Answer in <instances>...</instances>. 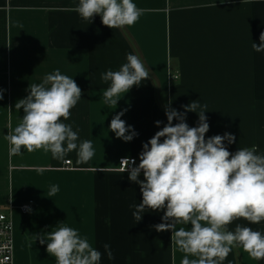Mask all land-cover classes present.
I'll return each instance as SVG.
<instances>
[{
  "label": "crops",
  "instance_id": "obj_1",
  "mask_svg": "<svg viewBox=\"0 0 264 264\" xmlns=\"http://www.w3.org/2000/svg\"><path fill=\"white\" fill-rule=\"evenodd\" d=\"M133 3L143 10L139 19L111 29L99 15L83 19L74 10L79 0H0V209L33 204L27 215L12 213L14 264H56L39 237L47 242V234L61 226L77 230L100 251L99 264H181L186 254L172 243L171 230L154 227L163 222L165 210L146 209L137 222L129 205L142 202L140 186L119 171L121 158L139 164L143 144L168 123L166 108L184 112L182 106L193 101L207 105L205 139L231 133L235 143L225 141L230 152L256 145L257 154L264 155V52L252 49L264 32V0ZM127 54L141 60L149 77L121 93L117 105H107L103 92L111 82H103L101 73L118 71ZM57 69L82 90L69 119L61 122L78 130V144L92 142L94 156L87 163L78 162L75 150L62 160L43 149L9 153L6 137L24 115L15 104L30 94L29 85ZM176 74L179 78L172 79ZM125 109L121 119L138 133L130 142L109 129ZM198 119L197 112L186 113L189 127H197ZM52 185L59 191L48 197ZM237 225L264 235V221L239 218L227 230L234 232ZM180 227L191 229L190 223ZM222 264H264V259L255 260L236 245Z\"/></svg>",
  "mask_w": 264,
  "mask_h": 264
},
{
  "label": "clouds",
  "instance_id": "obj_2",
  "mask_svg": "<svg viewBox=\"0 0 264 264\" xmlns=\"http://www.w3.org/2000/svg\"><path fill=\"white\" fill-rule=\"evenodd\" d=\"M74 10L85 20L92 21L99 15L102 24L111 29L133 25L143 12L133 0H79ZM259 40V44L252 43L257 53L264 52V32ZM126 59L127 63L118 71L101 73L103 82H111L103 92L107 105H117L121 93H127L149 77L136 55L127 54ZM29 88L30 94L15 104L17 110L23 109L24 115L14 132L6 137L11 145L10 155H18L22 149L28 152L43 149L50 151L53 159L62 160L75 150L79 163L89 162L94 156L92 142L84 140L78 144V130L73 131L72 125L61 122V118L69 119L71 109L82 97L74 79L57 69L46 75L42 83ZM182 107L184 112L165 109L168 123L143 144L138 165L133 158L121 160V171L128 172V179L140 186L142 194L141 203L129 205L135 209L134 219L141 221L146 209L165 210L163 222L154 227L158 232L171 230L172 243L186 254L181 264H222L236 245L242 246L253 259H264L261 232L240 225L234 232L227 230L239 218L253 224L264 221V155L257 154L256 145L230 152L225 141L229 145L235 143L236 137L231 133L205 139L209 131L207 105L193 101ZM125 111L111 119L109 129L117 138L130 142L138 133L121 119ZM188 111L198 113L197 127H189L185 122ZM174 119L179 121L175 125ZM155 123L159 126L161 121ZM141 174L143 180L139 179ZM58 191L59 186L52 185L48 197ZM189 223L190 230L176 228L177 224ZM39 240L42 245L47 243L46 251L55 257L56 264H99L102 257L71 227L61 226L48 233L47 242L43 237ZM104 249L108 258L114 259L110 245L105 244ZM187 254L197 259L190 261Z\"/></svg>",
  "mask_w": 264,
  "mask_h": 264
},
{
  "label": "built area",
  "instance_id": "obj_3",
  "mask_svg": "<svg viewBox=\"0 0 264 264\" xmlns=\"http://www.w3.org/2000/svg\"><path fill=\"white\" fill-rule=\"evenodd\" d=\"M178 78H179V74L172 76V79L177 80ZM121 160L122 158L119 160V171H121L122 168V165L120 164ZM70 164H71L70 161L66 162V165H70ZM32 205H33L32 203H28L21 205L16 209L17 211H20L22 214L27 215L32 210ZM16 209L13 208V206L11 205L8 206L7 211H2L0 209V264H14L15 244H14V224L12 220V213H14V210Z\"/></svg>",
  "mask_w": 264,
  "mask_h": 264
}]
</instances>
